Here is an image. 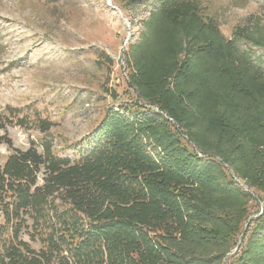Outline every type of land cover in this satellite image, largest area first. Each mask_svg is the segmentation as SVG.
I'll use <instances>...</instances> for the list:
<instances>
[{"label": "trees", "instance_id": "trees-1", "mask_svg": "<svg viewBox=\"0 0 264 264\" xmlns=\"http://www.w3.org/2000/svg\"><path fill=\"white\" fill-rule=\"evenodd\" d=\"M200 13L195 0H161L125 58L137 103L107 109L77 159L57 157L50 142L40 152L14 148L10 122L0 121L9 151L0 161V264H264V213L243 229L249 196L215 160L264 194V73L228 70L233 48L212 19L199 48L234 91L182 57V30ZM36 123L41 133L53 127Z\"/></svg>", "mask_w": 264, "mask_h": 264}, {"label": "rangeland", "instance_id": "rangeland-1", "mask_svg": "<svg viewBox=\"0 0 264 264\" xmlns=\"http://www.w3.org/2000/svg\"><path fill=\"white\" fill-rule=\"evenodd\" d=\"M195 1L201 7V20L182 30V57L199 72L211 71L217 89L234 91L233 80L222 78L199 48L202 22L212 19L219 40L233 48L228 70L236 78L242 71L264 73V0ZM160 2L0 0V121L11 123L6 130L13 147L25 150L34 145L40 152L41 144L50 142L54 155L75 160L107 109L133 108L137 101L126 85L125 58L140 42L142 24L153 18ZM237 100L243 112L254 111L251 102ZM258 110L264 125V102ZM36 118L53 127L41 133ZM21 119L24 126L17 124ZM8 153L0 145L1 162ZM215 160L250 197L244 229L249 220L263 215L264 194L248 187L231 166Z\"/></svg>", "mask_w": 264, "mask_h": 264}]
</instances>
